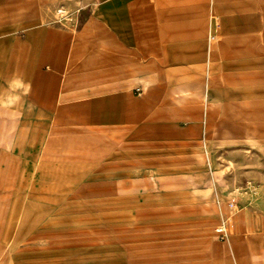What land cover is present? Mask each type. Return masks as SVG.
<instances>
[{
	"label": "rangeland",
	"instance_id": "374dc122",
	"mask_svg": "<svg viewBox=\"0 0 264 264\" xmlns=\"http://www.w3.org/2000/svg\"><path fill=\"white\" fill-rule=\"evenodd\" d=\"M249 47L219 49L216 75L131 128L41 115L0 59V264H264V47Z\"/></svg>",
	"mask_w": 264,
	"mask_h": 264
},
{
	"label": "crops",
	"instance_id": "0c3cea01",
	"mask_svg": "<svg viewBox=\"0 0 264 264\" xmlns=\"http://www.w3.org/2000/svg\"><path fill=\"white\" fill-rule=\"evenodd\" d=\"M251 35L264 47V0H0L3 82L87 127L163 114L187 78L216 75L219 49L248 53Z\"/></svg>",
	"mask_w": 264,
	"mask_h": 264
},
{
	"label": "built area",
	"instance_id": "2783aa9c",
	"mask_svg": "<svg viewBox=\"0 0 264 264\" xmlns=\"http://www.w3.org/2000/svg\"><path fill=\"white\" fill-rule=\"evenodd\" d=\"M217 232H219V235H222V237H224V236H226V232H227V229H226V227H219L218 229H217Z\"/></svg>",
	"mask_w": 264,
	"mask_h": 264
}]
</instances>
